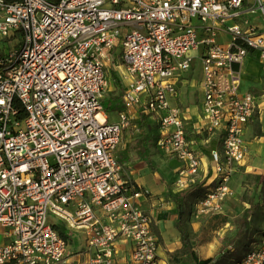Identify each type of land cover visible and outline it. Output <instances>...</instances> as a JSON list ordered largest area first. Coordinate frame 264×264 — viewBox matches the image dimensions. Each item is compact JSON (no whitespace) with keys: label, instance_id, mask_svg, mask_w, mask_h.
I'll use <instances>...</instances> for the list:
<instances>
[{"label":"built area","instance_id":"built-area-1","mask_svg":"<svg viewBox=\"0 0 264 264\" xmlns=\"http://www.w3.org/2000/svg\"><path fill=\"white\" fill-rule=\"evenodd\" d=\"M246 3L264 17V0H0V36L19 38L0 53V264H64L71 232L82 235L83 264H115L119 242L131 248L126 264H160L143 193L117 151L140 109L159 121L158 146L182 162L177 185L195 181L201 157L171 103L195 60L202 130L221 131L222 149L212 151L216 184L193 213L222 210L258 108L240 91L242 65L253 52L264 60ZM113 51L129 77L116 122L103 104ZM238 264H264V233Z\"/></svg>","mask_w":264,"mask_h":264},{"label":"crops","instance_id":"crops-1","mask_svg":"<svg viewBox=\"0 0 264 264\" xmlns=\"http://www.w3.org/2000/svg\"><path fill=\"white\" fill-rule=\"evenodd\" d=\"M248 4L243 8V16L249 17L254 26L264 31V17L260 12L250 13ZM220 39L221 42H228L230 37L221 35ZM106 74L109 83L104 99L120 102L119 108L106 110L108 120L116 122L119 112L125 108L124 93L129 85L126 67L119 60L117 51H113L106 63ZM118 78L122 82L121 89L116 84ZM240 91L253 93L258 101L254 118L245 131L248 153L229 182L234 193L225 200L222 210L218 213L192 215L190 227L194 250L199 259H214L215 255L220 256L223 235L233 229V218H240V224L244 222V227L249 230L248 239L254 226H257L254 220L261 226V233L256 231L253 235L251 248L259 243L260 236L264 233V60L257 52L251 53L242 65ZM203 100L202 71L199 61L195 60L192 69L185 72L180 79L177 95L171 98V103L184 113L188 137L201 157L200 170L195 181L189 186L177 185L182 162L167 155L158 146L160 124L155 116H147L140 109L134 110L131 125L124 130L117 151L118 159L125 169V178L143 193L141 205L150 215L153 229L159 239L160 264H185L186 259V256L177 254L183 243L181 232L176 227L177 204L169 193L194 192L195 195L188 196L187 201L194 212L201 198L216 184L212 151H221L222 132L202 130L205 124ZM153 128L157 131L155 140L151 137ZM72 242L76 248L70 244L71 250L64 264H83L85 256L77 255V252L81 251L84 241L80 238L77 246L76 239ZM130 252L129 244L119 242L115 264H126ZM224 262L231 261L226 256ZM213 263L215 261L209 264Z\"/></svg>","mask_w":264,"mask_h":264},{"label":"rangeland","instance_id":"rangeland-1","mask_svg":"<svg viewBox=\"0 0 264 264\" xmlns=\"http://www.w3.org/2000/svg\"><path fill=\"white\" fill-rule=\"evenodd\" d=\"M50 1L55 2L56 0H50ZM18 42H19V38L6 39V38L0 36V53L8 52L9 49L17 46ZM199 64H200V62H199ZM111 76H112V74H111ZM116 84L118 87H120V89L122 88V82H121V80H119V78L117 79ZM103 101H105V99ZM110 105H112L111 101L105 102L106 107H110ZM104 109H105V107H104ZM105 111H106V109H105ZM151 137L154 138V140L157 138V131L154 128L151 131ZM262 218L264 219V217H262ZM51 219L56 220L52 217H51ZM240 221H241V219L238 217L233 218V222H232V225L234 226L233 229L225 232V234L223 235V243L221 245L220 256L215 255V257L218 258L219 262L215 261V263H213V264H238L239 263L238 261H240L241 258L251 249L250 244H251V240L254 239L253 238L254 233H256V231H258L257 232L258 234H259V232L261 233L260 230L262 228L259 224H257V221L254 220V223L257 226H254V230L252 231V233L248 239L247 235L249 233V230L246 227H244V225L241 226ZM239 233H241V234H239ZM80 238H82L81 234H79L77 232L71 233V236H70L71 245L74 247V245H73L74 242H72V240L76 239V241H77L76 246H77L79 244L78 242H79ZM245 238H247V239H245ZM74 248H76V247H74ZM77 249H80V248L77 247ZM81 250L84 251V248H81ZM226 256H227V258L230 259L231 262H229V263L224 262Z\"/></svg>","mask_w":264,"mask_h":264},{"label":"trees","instance_id":"trees-1","mask_svg":"<svg viewBox=\"0 0 264 264\" xmlns=\"http://www.w3.org/2000/svg\"><path fill=\"white\" fill-rule=\"evenodd\" d=\"M106 101H111V99H105V101H103L104 107L107 111H110L111 109L114 110L116 108H119L118 105L120 102L115 103V101H111L112 105H110V107H106L105 106ZM142 155L144 156L145 153H142ZM169 195L177 204L178 218L176 221V227L181 232V238H182V243H183L182 248L178 251L177 254L181 256H186V259H184L185 264H193V263L209 264L212 261H218V258L199 259V257L195 253L194 241H193V236H192L193 234H192V230L190 227V221L192 219L193 209H191L187 203L188 196L195 195V193L194 192L192 193L190 191H187V192L182 191L178 193L170 192ZM243 224L244 222L241 223V226H243ZM61 232L65 236L68 235V230L64 227L61 228Z\"/></svg>","mask_w":264,"mask_h":264}]
</instances>
